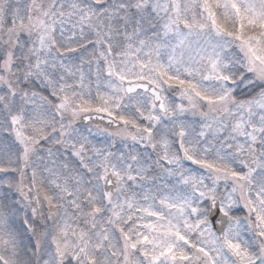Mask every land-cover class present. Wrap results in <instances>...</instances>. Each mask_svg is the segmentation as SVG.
I'll return each instance as SVG.
<instances>
[{
  "label": "snow or ice",
  "instance_id": "1",
  "mask_svg": "<svg viewBox=\"0 0 264 264\" xmlns=\"http://www.w3.org/2000/svg\"><path fill=\"white\" fill-rule=\"evenodd\" d=\"M0 264H264V0H0Z\"/></svg>",
  "mask_w": 264,
  "mask_h": 264
}]
</instances>
